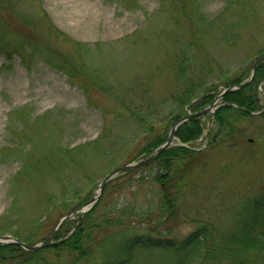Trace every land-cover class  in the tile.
Masks as SVG:
<instances>
[{"label":"rangeland","instance_id":"rangeland-1","mask_svg":"<svg viewBox=\"0 0 264 264\" xmlns=\"http://www.w3.org/2000/svg\"><path fill=\"white\" fill-rule=\"evenodd\" d=\"M261 48L264 0H0V235L39 241L67 206L75 202L74 209L96 192L108 170L146 157L137 142L142 130L129 109L153 112L150 121L161 125L194 111L190 106L200 93L184 112L170 98L182 85L173 68L179 53L193 54L188 73L209 70L217 94L232 89L220 82L223 74L246 68ZM24 53L35 54L28 64L21 60ZM64 56L72 72L62 68ZM202 121L203 135L180 142L195 153L179 197L175 238L201 221L229 232L236 201L264 185V122L241 121L228 140L210 142L213 116ZM64 148L72 149L76 166L64 167ZM147 171L156 167L109 181L100 196L105 209L115 210L132 195L142 202L148 189L154 195L158 184L137 181ZM76 217L63 224L58 239L76 225ZM111 239L88 260L44 247L30 259L0 264H100L118 237ZM169 261L161 252L137 249L126 264Z\"/></svg>","mask_w":264,"mask_h":264},{"label":"trees","instance_id":"trees-1","mask_svg":"<svg viewBox=\"0 0 264 264\" xmlns=\"http://www.w3.org/2000/svg\"><path fill=\"white\" fill-rule=\"evenodd\" d=\"M198 16L200 19L199 14ZM87 46V43L82 44L81 52ZM262 53H264V48L258 51L256 57ZM30 54L32 57L35 56L32 53H24L21 60L26 64L30 63L28 62L31 60ZM192 55L190 52L182 51L173 65L176 70L174 75L182 78V85L177 92L171 93L170 98L173 101L172 104H175L183 112L184 106L190 105V101L197 94L200 93L198 102L190 106L194 110L210 101L218 91L217 83L207 76L209 70L207 73L203 70L188 73ZM58 56L59 54H57ZM8 57L10 58V56ZM63 58L62 68L72 72L74 69L71 64L67 63L68 58L65 56ZM255 59H250L246 68L239 72L224 73L220 82L224 85L240 83L248 77V71ZM76 67L74 65V68ZM80 67L79 75L82 76L85 72L83 64ZM262 81H264V60L258 63L255 74L248 83L239 88L230 89L224 94L223 102L226 104L219 106L214 113V127L208 133L210 142L220 139L228 140L239 129L241 121L244 123H247L246 120L264 122V95L261 96L259 89L261 86L264 93V83L260 85ZM94 82L100 85L95 79ZM129 110L132 111L130 115L139 122L138 127L142 130L137 141L138 145L141 144V152L147 153H150L155 146L165 140L170 125L181 114L179 112L172 122L161 125L159 120H156L157 123H154L153 120L150 121L153 112L142 111L136 107ZM253 111L259 112L252 113ZM158 127H161L160 132L156 130ZM203 130L202 117L191 116L178 126L175 135L180 142H191L201 136ZM219 133L222 135L217 139ZM80 145L88 144H79L78 146L81 148ZM64 150L66 153L62 157H68L64 167L76 166L75 158L70 153L72 149L64 148ZM194 153V150L182 144L170 145L163 149L153 161L127 170L125 173L147 170L151 166L156 167V171L141 173L137 178V181L144 187L149 185L144 184L147 181L158 184V187L153 186L154 195H151L149 189L145 190L142 192V202L136 200V197L132 195L120 205H116L115 210L105 209L102 202L103 195L91 209L77 220L71 233H67L64 239L47 247L53 248L56 253L65 250L74 253L75 261H80L82 257V260H88L92 255L95 256L99 249L102 254L104 245L112 243L111 237L117 236L114 248L109 250L107 257L100 264H126L132 259L137 249L161 252L170 260L169 264H264V185L236 201L237 215L229 232L219 233L213 223L201 221L181 237L171 236L174 230L173 226L179 221V197L184 187L183 183L186 181V171L190 167L188 163ZM51 156L58 158L53 153ZM182 161H187L184 163L183 174L178 171ZM116 179L115 177L111 180ZM108 182L105 184L106 187ZM75 194L78 195L77 191ZM79 197H83V195H79ZM152 197L157 199L156 208L151 207ZM73 206H75V202L67 206L65 211L71 210ZM61 227L56 237H58ZM113 227L116 229H113L108 235L106 234L102 238L96 237L97 233ZM31 253L34 252L25 250L16 244H3L0 245V263L13 261L19 256H23V259L27 260L32 256H29Z\"/></svg>","mask_w":264,"mask_h":264},{"label":"water","instance_id":"water-1","mask_svg":"<svg viewBox=\"0 0 264 264\" xmlns=\"http://www.w3.org/2000/svg\"><path fill=\"white\" fill-rule=\"evenodd\" d=\"M264 59V55H262L261 57H259L256 62L252 65V73H251V77L253 76V73L255 71V68H256V64L260 61ZM241 84L239 85H236V86H240ZM234 85H230L228 86V88H234L236 87ZM224 92L218 94L215 98H213V100L209 103V105L203 109V110H199L197 112H194V113H187L186 115H183L181 116L176 122H174L172 124V126L170 127V130L168 132V135H167V138L165 139L164 142H162L160 145H158L148 156H146L145 158L143 159H140V160H137V161H134V162H130V163H126V164H123V165H120V166H117V167H114L113 169H111L97 184V193L95 195H91L90 198L88 199V201L79 206L78 208L64 214L63 216H61L59 218V220L57 221V224L55 225V227L52 229V231L48 234V236L46 238H44L43 240L35 243V244H31V245H27L25 243H23L22 241L18 240L17 238H14L12 236H8V235H0V242L2 243H7V242H14L22 247H24L25 249H28V250H37L41 247H44V246H47L48 244H50L53 240V237L57 231V228L62 224L63 221L71 218L74 216V214L80 212L81 214L84 213L85 211H87L92 205L93 203H95V201L97 200V198L99 197V194L101 193L102 189H103V186L105 184V182L107 180H109L110 178H112L114 175H116L117 173L119 172H122L126 169H129V168H132L134 166H137V165H141V164H145V163H148L150 161H152L159 153L160 151H162L166 146L170 145L172 140L174 139V132H175V129L177 128V126L182 122L184 121L185 119H187L188 117L192 116V115H200V114H203V113H206L208 112L212 106H213V103L218 99L220 98L222 95H223Z\"/></svg>","mask_w":264,"mask_h":264}]
</instances>
